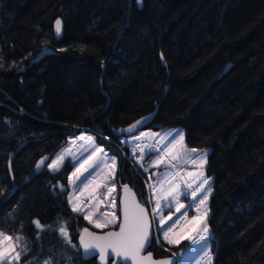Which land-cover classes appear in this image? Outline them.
Segmentation results:
<instances>
[{
    "label": "trees",
    "instance_id": "trees-1",
    "mask_svg": "<svg viewBox=\"0 0 264 264\" xmlns=\"http://www.w3.org/2000/svg\"><path fill=\"white\" fill-rule=\"evenodd\" d=\"M0 42V232L20 262L98 264L47 168L71 136L92 130L148 205L121 137L182 126L210 148L212 264H264V0H0Z\"/></svg>",
    "mask_w": 264,
    "mask_h": 264
},
{
    "label": "snow or ice",
    "instance_id": "snow-or-ice-1",
    "mask_svg": "<svg viewBox=\"0 0 264 264\" xmlns=\"http://www.w3.org/2000/svg\"><path fill=\"white\" fill-rule=\"evenodd\" d=\"M61 32V21H56V34L59 35ZM140 121L139 123H143ZM178 137V138H177ZM80 140H84L85 137H79ZM91 141L92 137H87ZM171 147L164 145V151L170 155L171 161L178 162H187L190 160L191 165L196 168H204L206 166L207 153H196V150H192L193 154L190 156L186 150L183 148L180 152H174L173 150L177 148L178 145L182 146L184 143V136L176 132L171 140L169 141ZM159 151V146H157ZM97 151H102V149H97ZM92 159L91 155L86 157H77L76 163L72 164L74 171L71 173V176H68L67 179L73 187H78L83 185L85 189L95 180L98 165L95 163H90ZM64 160V156L61 155L57 157L56 160H52L51 163L47 165V168L58 170L57 166ZM112 163H115V160H112ZM157 165L165 163L163 156H160L155 162ZM44 164V160H41L36 167L40 168ZM78 164V166H76ZM175 167L176 165H172ZM173 180H177L176 183L171 184L167 190L161 193L160 198L156 200L155 208L152 211V217L155 219L159 216V225L160 231L162 232L163 239L167 241L169 245H179L182 240L192 241V246H199L202 251V258H209L210 254L208 249L209 240L211 238L209 233V228L205 223V218L208 213L205 210L203 214L194 215L191 218L187 215V209L191 208L193 205L180 203L181 195L185 199L190 196L195 204V211L200 213L201 206H204L208 200V193L211 191V186L209 179L205 177L203 171H188L185 175H181L179 172L173 174ZM178 178V179H177ZM183 184V188L182 185ZM97 188L100 185H96ZM125 190H127L125 186ZM115 191V187L108 188V195H111ZM161 200L164 201L162 206ZM69 203H72V200L69 199ZM175 202L176 206L174 209L175 218L173 215H168L167 217L161 216L160 213L163 212L166 208L170 209L172 203ZM102 203V201L100 202ZM123 203V222L119 225V231H110L106 235L99 236L94 235L89 232L87 228L83 231L88 234L89 239L85 240L83 236L80 238V243L83 245L84 256L86 258H95L98 254L101 261L105 260V257L108 256L111 258L114 255L117 258H123V261L118 262V264H177L178 260L182 259L184 253H173L172 260H153L151 253L147 256H141V252L151 244L153 232H150V221L146 210L141 207L139 204L132 201L131 203L124 199ZM112 205L115 206V197L112 198ZM96 208L99 207V204L95 205ZM72 212L81 213L84 210L79 207L78 204L72 203ZM93 212H89L83 218L88 220L90 223H94L95 227L105 228L109 225H114L117 223L118 217L113 211L110 218L108 214H104L99 219L93 221L92 216ZM103 220V222H101ZM181 220L186 221L185 225L181 227L178 231H174L176 226L180 223ZM170 222V223H169ZM36 226L40 227L39 221H36ZM60 233L65 237L68 236L64 227L59 229ZM208 234V235H205ZM2 235V234H0ZM12 240V237L3 235L0 239V264H3L4 261H7V264H14V261H18L20 253L16 252L15 256L10 260L9 255L12 251L11 247H4L5 241ZM186 251V250H185Z\"/></svg>",
    "mask_w": 264,
    "mask_h": 264
},
{
    "label": "rangeland",
    "instance_id": "rangeland-1",
    "mask_svg": "<svg viewBox=\"0 0 264 264\" xmlns=\"http://www.w3.org/2000/svg\"><path fill=\"white\" fill-rule=\"evenodd\" d=\"M176 132H179L184 136V143L182 146L178 145L177 148L173 150L174 152H180L183 148L188 152L190 156L193 154L192 150H196L197 154L206 152L208 157V153L210 151L209 147H192L186 143L185 128L182 126H171L162 129H141L134 134L122 136L121 140L123 143L128 144L131 149L129 157L134 159V161L141 167L142 171L146 174L147 202L148 206L150 207L151 214L153 209L155 208L156 200L160 198L161 193L169 188L170 183L174 184L177 182V180H173L172 178L174 173L179 172L181 175L185 176L188 171H203L205 173V177L209 179L211 191L210 193H208V200L206 204L204 206H201L200 213H197L195 211V204L191 199L190 190L188 199H185L184 196L181 195L179 202L184 203L185 205H193L191 208L187 209V215L189 218L198 214L202 215L205 210L207 211L208 215L205 218V223L209 228V233L211 236L207 249L210 254V259L202 258L201 248L199 246H192V241L189 240H182L178 246L174 245L177 246L176 249L172 247L170 250L172 251V253H176L178 250H182V252L184 253L182 259L178 260V264H212V232L208 224V216L210 214L209 201L213 190L212 177L207 174L206 166L204 168L196 169L191 165L190 160L187 162L171 161L170 163H168L170 161V155L163 150L164 145L167 144L168 147H171L169 141ZM81 136L85 137V139L80 140L79 137ZM87 137H92L91 141H89ZM157 146H159V151L157 150ZM97 149H102V151H97ZM61 155L64 156V160L60 164H58V170H52L58 172L61 171L65 175V188L68 195V201L69 199H71L72 203L78 204L79 207L84 210L80 213L84 216L87 215L90 211L93 212V221L99 219L104 214H108V218H110L111 213L115 211L118 217V223L120 219V184L117 179V155L113 153L110 149H108L106 145L99 142L96 138V134L92 130L87 128H82V130H80L78 134L71 136L68 140V143L53 156L52 160H56L57 157ZM88 155L92 156L90 163H95L96 165H98L96 178L88 186L87 189H85L82 184L78 187H73L67 179V177L71 176V173L75 170L72 164L76 163L77 157L83 158ZM160 156H163L165 163L157 165L155 162ZM113 159L115 160V163H112ZM52 160L49 163H51ZM172 165L176 166L173 167ZM76 166H78V164ZM96 185H100V187L97 188ZM113 186L115 187V191L111 195H108V188ZM181 186L183 188V184ZM113 197H115V206L112 205ZM101 201L102 203H100ZM72 203H69L71 208ZM97 204H99L98 208L95 207V205ZM161 204L162 206L164 205L163 200H161ZM175 206L176 204L175 202H173L171 208H166L163 212L160 213V215L164 217H167L168 215H173L175 218V215H177L174 213ZM101 222H103V220H101ZM153 222L155 227V241L161 245H169L167 241L163 239L162 232L160 231L159 216L153 219ZM185 223L186 221L181 220L180 223L174 229V231H178L181 227L185 225ZM89 224L90 226H87L86 228H92L96 230H105L116 225H109L108 227L98 229L95 227L94 223L89 222ZM0 234H2L0 235V239H2L3 235L9 236L8 234L3 232H0ZM3 246L11 247L12 251L9 255V259L11 260L15 256L16 252L20 253V249L24 247V243H18L12 237V240L5 241ZM20 257L19 260L14 261V263L17 262L18 264H23L22 262H20ZM6 263L7 261L3 262V264Z\"/></svg>",
    "mask_w": 264,
    "mask_h": 264
},
{
    "label": "water",
    "instance_id": "water-1",
    "mask_svg": "<svg viewBox=\"0 0 264 264\" xmlns=\"http://www.w3.org/2000/svg\"><path fill=\"white\" fill-rule=\"evenodd\" d=\"M125 186H126L127 190H125ZM124 199H127L130 203L132 201H135V203L139 204L141 207H143L146 210L148 217H149V221H150V232L154 233V235L152 237L151 244L149 246H147L141 252V256H147L149 253H151L153 260H169V261H171L173 258V256H172L173 253L167 254L165 256H156L154 250L151 248L156 237H155V227H154V222H153V217L151 214L150 207L146 203L141 201V199L138 196L136 189L128 181L120 183V194H119V215H120V219H119L118 225L107 228L105 230H96V229H92V228H87L88 231L93 233L94 235H99V236L106 235L110 231H119V225L123 222V203H122V201ZM82 236L84 237L85 240L89 239L88 234L85 232L82 233ZM178 252L183 253L182 250H178L176 253H178ZM96 257H97L98 264H118V262L123 261L122 257L117 258L114 255H112L111 258L106 256L104 261H101L99 259L98 254L96 255ZM127 264H131V262L129 261V262H127ZM145 264H147V262H145ZM177 264H178V262H177Z\"/></svg>",
    "mask_w": 264,
    "mask_h": 264
},
{
    "label": "flooded vegetation",
    "instance_id": "flooded-vegetation-1",
    "mask_svg": "<svg viewBox=\"0 0 264 264\" xmlns=\"http://www.w3.org/2000/svg\"><path fill=\"white\" fill-rule=\"evenodd\" d=\"M171 253H172V251H171Z\"/></svg>",
    "mask_w": 264,
    "mask_h": 264
}]
</instances>
